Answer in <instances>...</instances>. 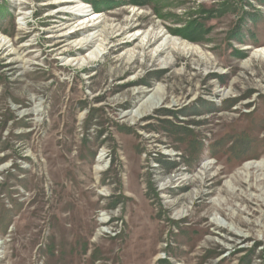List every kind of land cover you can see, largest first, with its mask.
Returning a JSON list of instances; mask_svg holds the SVG:
<instances>
[{
	"label": "rangeland",
	"instance_id": "1",
	"mask_svg": "<svg viewBox=\"0 0 264 264\" xmlns=\"http://www.w3.org/2000/svg\"><path fill=\"white\" fill-rule=\"evenodd\" d=\"M0 35V264H264V0H0Z\"/></svg>",
	"mask_w": 264,
	"mask_h": 264
},
{
	"label": "bare ground",
	"instance_id": "2",
	"mask_svg": "<svg viewBox=\"0 0 264 264\" xmlns=\"http://www.w3.org/2000/svg\"><path fill=\"white\" fill-rule=\"evenodd\" d=\"M82 12L83 11L81 10V13ZM90 15L92 16L91 18H95V19L99 18V16H100L99 12H92V13H90ZM85 28L86 27H84V26L81 27V29H85ZM162 35H164V34H162ZM159 36L160 35H155V38H157ZM0 38H1V35H0ZM94 38L95 37L84 39L83 37H81L80 41H79V43L81 44L80 48H83L86 45H89L90 43H92L95 40ZM135 39H137V37ZM149 43H150V41H147V44H149ZM0 45L2 47H4L6 45V43L4 41L2 43V39H0ZM190 45H191V43H189V44L184 43V42L180 41L178 38H175V37L172 38L169 36V37H167V39L164 40V44H161L160 46H158L156 51H157V55H160L164 51L170 50V48L175 49L177 47L179 48L180 46H184L185 48L189 49V48H191ZM53 46H55V44ZM260 52H262L264 54V48H261ZM96 54L97 53H95L94 51L85 52L84 54L80 55V58L78 57L79 59L77 61V65H79L80 61L81 62H85V61L87 62V60L94 58L96 56ZM75 59H73V61ZM162 88L163 87H161L160 84L156 83V84L152 85L151 87H149L148 89L141 88V89L136 90V92H133L131 94V98L134 99V100H132L134 105L130 109H127V111L125 112V114H123L122 117H124V118L130 117L133 119H138L139 117H143L145 115H148L151 111H153L154 109H156L157 107L162 105L164 103V100H165V94L162 91ZM216 93L221 95L222 98H226L230 92L226 88H220V89L216 90ZM102 157L103 156L101 155L99 157V159H101ZM247 167H249V166H247Z\"/></svg>",
	"mask_w": 264,
	"mask_h": 264
},
{
	"label": "trees",
	"instance_id": "3",
	"mask_svg": "<svg viewBox=\"0 0 264 264\" xmlns=\"http://www.w3.org/2000/svg\"><path fill=\"white\" fill-rule=\"evenodd\" d=\"M93 7L95 8V5H93ZM190 37V36H189ZM192 38V37H191Z\"/></svg>",
	"mask_w": 264,
	"mask_h": 264
}]
</instances>
